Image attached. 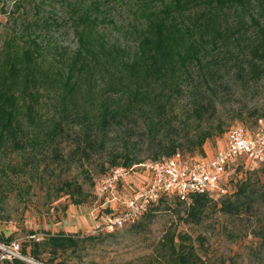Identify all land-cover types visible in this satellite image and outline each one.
Segmentation results:
<instances>
[{"label":"trees","instance_id":"1","mask_svg":"<svg viewBox=\"0 0 264 264\" xmlns=\"http://www.w3.org/2000/svg\"><path fill=\"white\" fill-rule=\"evenodd\" d=\"M111 4L125 7L132 15L124 29L133 36L130 44L119 43L106 33L111 22L107 7ZM72 9L71 26L77 41L74 49L51 48L28 37L21 42L11 38L0 50V151L10 148L24 156L36 154L39 148L52 147L69 136V130L75 137L72 148L65 155L57 146L52 147L53 160H89L104 144L100 135L107 134L108 129L139 122L149 133L160 126L171 127L167 114L173 99L183 92L182 80L193 74L205 80L212 74L210 60L242 55L246 60L240 65L243 70L235 73L239 81L247 84L264 78V0H74ZM241 37L250 44L246 53L231 49ZM100 88L104 90L98 94ZM49 96L56 102V111L49 127L43 129L39 115ZM208 108L200 98L187 113L191 120L200 122ZM211 136L210 131H204L192 142V150L199 152L193 160L213 157L214 153L203 149ZM176 148L171 143L155 161L172 157L178 152ZM109 162V168L102 169L103 176L113 168L126 169L128 174L118 184L117 193L134 194L136 187L130 177L141 168L142 161L122 151ZM32 166L38 167L37 162ZM242 168L251 169L242 161L227 168L224 189L229 175ZM148 177L146 173L142 184ZM58 191L67 195L72 205L86 201L81 186L73 181H62ZM231 192L225 189L214 205L215 211L239 217L255 208L252 185L240 183ZM169 199L184 207L185 222L193 224L202 221L211 201L200 194L191 195L187 201L162 195L137 220L122 228H146L155 213L170 210ZM34 234L29 232L31 237ZM255 235L258 252L264 254V221ZM87 239L93 237L45 233L39 241L30 238L20 247V254L42 264H59L55 263L59 255L77 250ZM10 241L11 237L0 238L3 245ZM199 247L203 248V243ZM203 255L189 235L169 229L158 241L149 264H205ZM3 264L26 263L11 259Z\"/></svg>","mask_w":264,"mask_h":264},{"label":"rangeland","instance_id":"2","mask_svg":"<svg viewBox=\"0 0 264 264\" xmlns=\"http://www.w3.org/2000/svg\"><path fill=\"white\" fill-rule=\"evenodd\" d=\"M73 4L74 0H0V50L11 38L21 42L22 38L28 37L38 43L49 44L51 48L74 49L77 41L71 26ZM107 8L111 20L106 26L108 37L130 44L133 36L124 29L129 27L127 21L132 17L131 13L117 4ZM238 42L231 49L239 53L248 52L250 44L247 38L241 37ZM47 57L50 58L49 55ZM225 58L227 60H210L212 74L205 80L196 78L194 74L184 77L183 92L173 99L168 110L167 120L172 123L171 127L160 126L149 133L139 122L133 126L108 129L107 134L100 135L104 139L102 147L89 160L81 158L76 162L67 159L56 162L52 158V147L57 146L65 155L72 148L75 137L69 130V136L57 140L52 147L39 148L36 154L29 152L24 156L10 148L1 150L0 238L11 237L10 243L15 242L22 247L29 242L30 231L35 232L34 237L39 239L45 233L90 236L93 240L87 239L77 250L59 255L55 263L149 264L158 241L170 229L189 235L198 252L205 253L202 256L205 264H264V254L258 252L255 235L264 221V163L251 169H238L226 180L227 192H234L244 182L256 191L255 208L239 217L215 211L214 205L220 195L210 197L209 208L199 224L186 223L184 207H177L172 199L167 202L170 210L155 213L146 228L140 226L133 230L125 227L109 235L94 232L96 222L88 214L97 185L104 177L102 169L109 168V161L119 152L126 151L142 163H151L155 158H162L173 143L184 158L192 159L199 154L197 149L192 150V142L204 131L212 134L203 145L210 154L223 148L228 132L234 127L242 126L253 134L256 120L264 118V78L247 84L239 81L235 73L243 70L240 65L246 61L244 56ZM98 90L99 94L104 89ZM200 98L209 108L202 120L195 122L187 112L190 105ZM55 105L53 96L45 98L39 115L41 128L46 129L51 124ZM36 162L38 167L34 168L32 165ZM136 169L130 177L135 183L134 188L142 184L146 174L143 168ZM62 181H73L81 186L86 201L72 205L69 197L58 191ZM199 243H203V248ZM25 263L42 264L33 259Z\"/></svg>","mask_w":264,"mask_h":264},{"label":"built area","instance_id":"3","mask_svg":"<svg viewBox=\"0 0 264 264\" xmlns=\"http://www.w3.org/2000/svg\"><path fill=\"white\" fill-rule=\"evenodd\" d=\"M241 161L250 168L264 163V118L256 120L253 134L242 126L232 128L223 148L208 160L186 159L176 152L170 158L140 164L149 177L129 198L117 193L118 184L128 171L113 168L99 182L90 202L88 214L96 222L94 232L112 233L134 222L162 195L175 196L182 201L189 200L193 194L222 195L227 168ZM11 259L29 260L20 254L18 243L0 244V264Z\"/></svg>","mask_w":264,"mask_h":264}]
</instances>
